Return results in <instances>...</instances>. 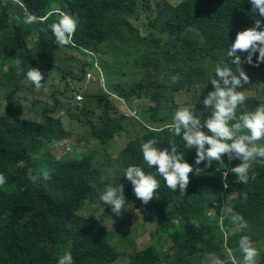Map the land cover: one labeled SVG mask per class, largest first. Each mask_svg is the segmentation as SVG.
<instances>
[{
    "label": "trees",
    "instance_id": "trees-1",
    "mask_svg": "<svg viewBox=\"0 0 264 264\" xmlns=\"http://www.w3.org/2000/svg\"><path fill=\"white\" fill-rule=\"evenodd\" d=\"M17 1L0 0V93L7 81H14V78L19 87L20 80H26L31 67L41 64L46 73L48 69L57 68L56 61L61 59L57 55L59 52H64L68 61L73 60L67 55L73 51L89 61L78 63L76 74L70 64L69 71H62L61 76L46 75L42 81L46 87L55 86L49 79L63 81V89L59 90L62 97L71 92V83L67 80L83 82L86 71L94 68V59L85 47H99L116 33L131 31V25L142 14L140 6L143 5L142 0ZM27 14L40 19L32 24L25 23ZM61 14L79 19L73 43L64 47L55 42L49 27L58 22ZM257 18L258 13L252 11L250 0H177L163 26H158L157 17L149 22L152 35L158 31L169 36L165 51L157 55L158 59L144 48L141 56L144 67L140 72L137 68L129 74L122 63L115 66L114 71L102 66L109 83L107 91L94 92L81 86L77 93L84 95L82 103H77L73 95L72 101L59 104L58 92L53 90L51 95L56 105L51 114L58 107L63 117L43 111L39 119L27 120L18 109L14 110L17 105L14 107L12 100L16 92L8 94L5 111L0 115V173L7 178V183L0 187V264H58L65 251L72 252L74 264H208L209 254H215L225 264H242L243 253L239 248L242 235L251 236L260 253L257 264L264 263V160H256L247 184L239 183L230 171L224 178L223 173L241 161H230L225 156L224 164L214 163L211 168L205 169L206 162L195 165L196 150L187 149L182 137L175 135L172 124L166 125L172 114L158 119L152 113L154 109H149L147 120H160L165 126L145 127L144 133H137L131 118L124 117L114 101L115 98L127 102L147 99L158 108L168 106L176 110V95L186 93L190 102L184 106L206 119L209 113L200 101L213 90L208 81L215 76V67L222 60L231 63L227 56L231 43L238 32L253 27ZM162 38L159 43L163 42ZM171 44L176 47L171 67L180 77L178 83H170L165 78L171 69L169 66H153L154 62L169 58L164 54L167 56ZM181 53L193 62L184 73H180L184 69L178 58ZM258 55L257 52L253 57L254 63ZM241 58L246 60V54H241ZM150 67L152 70L147 71ZM243 69L246 73H264V63L259 67L243 63ZM251 84L256 87L258 83ZM167 91L172 93L168 101L164 100ZM91 102L97 103L100 113L90 109ZM259 104L262 102L248 92L240 111H254ZM138 107L141 108V103ZM202 111L205 112L200 114ZM74 123L91 131L90 137L101 148L79 158L67 154L64 142L70 134L65 125ZM124 134L128 143L114 158L112 139ZM74 136L79 142L85 141L83 134ZM153 138L159 141L157 147L160 149L170 151V144L176 145L187 162L204 169L199 176L190 174L186 195L181 197L179 190L169 189L156 169L145 163L141 145ZM69 145L75 146L73 142ZM98 152L104 155L98 156ZM131 165L142 167L160 182L157 196L147 205L136 198L131 182L124 177L125 169ZM44 171L50 174V179H43ZM30 176H40V179L33 183ZM120 184L124 186L125 207L129 208V214L144 210L158 219L156 229L150 233L149 245L143 250H134L128 259L109 243L107 228L100 221L93 216L85 219L80 216L84 207L97 202L96 207H104L99 195L108 186ZM225 201L236 213L243 215L249 228L240 229L228 216L221 214L220 208ZM134 220H129L128 216L129 223L133 224Z\"/></svg>",
    "mask_w": 264,
    "mask_h": 264
},
{
    "label": "clouds",
    "instance_id": "clouds-1",
    "mask_svg": "<svg viewBox=\"0 0 264 264\" xmlns=\"http://www.w3.org/2000/svg\"><path fill=\"white\" fill-rule=\"evenodd\" d=\"M15 1L18 2L17 0ZM250 2L252 4V11L255 14L258 13L259 18L255 19L253 27L237 33L235 41L231 43L227 52V56L231 59V63L228 64L222 60L215 67V76L212 75L208 81V84L210 83L212 85L213 90L209 91L204 99L200 101L204 109L209 113L207 118H202L196 111H193L188 106H181L173 113L171 125L175 135L182 137L185 147L189 150H196L195 165L206 162L205 169L211 168L214 163L218 165L224 164L225 156H227L230 161H241L240 164L232 167L227 172L223 173V175L224 178L227 177L230 171L235 174L238 182L243 184L248 183L256 160L258 158H264V103L259 104L254 111H240L242 106L246 103L247 96L245 90H237L251 83L249 75L243 69V63L254 65L255 67H259L260 64L264 63V0H250ZM49 15H51V13H49ZM39 19L40 18L34 14H27L24 22L32 24L38 22ZM78 24L79 19L77 17H73L69 14H61L58 22L52 23L49 26L55 37V42L60 47L71 45ZM85 49L88 53L90 52L94 59L92 50H89V47H85ZM257 52L259 55L254 63L253 57L256 56ZM59 53L57 55H60ZM241 54H246V60H242ZM141 56L139 58H141ZM85 60L89 61L87 57ZM59 61L60 59L56 61L57 68L59 66ZM46 65L47 64H44V66ZM42 67L43 65L41 64L36 65L35 68L31 67L26 74V80H20L19 87L15 85L16 78H14V81H11L10 84L4 85L5 87L8 86V88H11V90L6 93L4 101L0 103V105L4 103V110L1 112L4 113L5 111L8 94L14 91L16 92V97H14L12 102L14 107L17 105L14 110L18 109L19 112L23 113L25 119L35 121L41 117L43 111L47 112L49 115H54V113L51 114V111L55 106L53 108L48 106L39 96L41 95V91L45 94L49 91L42 81L46 75L49 77L54 76L53 70L55 68L48 69V73H46L42 70ZM93 69H88V71H86L87 81L92 79L90 76L92 74L90 72ZM71 70L73 72V68H71ZM73 74L75 73L73 72ZM104 74H102L103 81L100 83V79L98 78L97 82L100 88L107 91ZM179 80L180 77L178 75H173L171 77L172 83H178ZM30 82L32 83L31 87ZM5 90L6 89L2 88L1 91ZM26 91L29 92L26 93ZM52 95L51 99L53 100ZM58 95L61 96V93L58 92ZM32 96L33 104L37 105L41 102V107L39 108L40 113L39 115L26 117L23 111L24 108H21V105L24 101L31 100ZM74 96L77 103H82L85 100L82 93L74 92ZM116 100L121 101L125 108L131 111V114L121 113L124 117L140 120L144 127L152 128L149 127L143 119L139 118L138 110L133 109L135 108L133 105L135 101L131 100L127 102L124 99L115 98L114 101L116 102ZM116 108L118 110L117 104ZM133 112H135V114ZM203 112L205 111H202V113ZM165 120L166 119L163 121ZM161 126L164 127L165 124L163 123ZM205 129H207V131H205ZM120 136L122 135L112 139L113 144L111 145L119 141L117 138ZM127 143L128 140H126V144L122 149L126 147ZM158 144L159 141L155 138L144 142L141 145L143 159L149 168H155L159 176L163 177L169 189L173 192L179 190L180 196L182 197L187 194V188L190 184V174L195 173L199 176L203 174L204 169L194 167L193 164L187 162L185 154L180 152L176 145L170 144L171 150L169 151L167 148H158ZM70 149L69 147L67 148V154L70 152ZM83 154L84 153H81V156ZM42 177L44 180L51 178L47 171L42 173ZM124 177L131 182L136 198L143 204L147 205L157 196V190L160 188L159 180L155 175L146 173L142 167L137 165L127 167L124 172ZM29 179L33 183H36L40 179V176H30ZM6 183L7 178L4 174L0 173V187H3ZM224 187H228L226 182H224ZM99 198L105 205H109L106 211L110 212L111 210L116 216H121L123 211L127 210L125 207L127 199L122 184L115 187L108 186ZM220 212L222 215L228 216L230 222L234 225H238L240 229L249 228L248 222L243 215L236 213L227 205L226 201L220 208ZM239 248L243 253L242 264H257V258L260 253L257 247L254 246V241L251 236L242 235L239 240ZM207 261L208 264H225V261L215 254H209ZM58 264H74L72 252L65 251L63 255L59 257ZM262 264L264 263L262 262Z\"/></svg>",
    "mask_w": 264,
    "mask_h": 264
},
{
    "label": "rangeland",
    "instance_id": "rangeland-1",
    "mask_svg": "<svg viewBox=\"0 0 264 264\" xmlns=\"http://www.w3.org/2000/svg\"><path fill=\"white\" fill-rule=\"evenodd\" d=\"M177 0H152L151 2L149 0H142V6L140 8L142 9V14L140 18L131 25V31H120L109 38V40L103 44L102 46L98 48H92L89 47V50H92V53L94 54L95 59V67L90 72L92 75L89 81H87V78L83 82H76L73 83L72 80H67V82H70V90L71 92L69 95L62 97L58 95V101L59 104L62 102H70L72 101V97L74 95V92H78V89L82 86H86V89H90L94 92H99L100 90H104L99 87V84L97 82L98 78L100 79V83L103 81L102 74L105 73V71L102 69V66H104L107 70L114 71V67L118 64L122 63L125 67V71L129 74H131L133 71H142L144 67V60L142 58H139L142 55V50L144 48H148L151 53H153V58L158 59L159 54L163 53L165 51V44L167 41H169V36L166 34H159L158 31H156L155 34L152 35L151 27H150V21H154L155 17H157V24L159 27L163 26V24L166 22V20L170 17L172 11H173V2ZM151 6V8H148V6ZM130 36V37H129ZM163 37V38H162ZM200 35H197V38H199ZM140 38H146L145 41L141 42ZM159 38L163 39L162 43H159ZM157 41V42H156ZM200 42H203L202 39ZM176 48V47H175ZM173 47V45H169L168 49L169 52L167 53V56L164 54V56L169 58L165 61V59L155 64L153 63V66H169L171 69H169L167 76L165 77L168 82H171V77L175 75L173 73L174 68L171 67V63H173V54L176 53V50ZM187 54V52H185ZM184 55L179 54L178 58L181 59V63L183 66V70L180 73H184L185 69L191 66L193 63L188 56L186 57V54ZM60 54V61L59 66L62 67L61 69L55 68L53 70L54 76H61L62 70H68L71 67L73 68V72L76 74L78 72V63L83 64L85 62L84 57L76 54L75 52H72L71 54H67L68 56H72L73 60L68 61L67 58L64 57V52L59 53ZM198 61V60H196ZM161 67V68H162ZM179 69V68H177ZM152 70V68H148L147 71ZM252 73V72H247ZM121 74V73H120ZM155 72H153L154 76ZM52 75V74H50ZM128 74H124V76H127ZM100 76V77H99ZM251 83L257 82V86L254 87L255 84H248L244 85L243 88H239L241 91L245 90V94L247 96L248 92H251L256 98H258L262 103H264V73H258V74H251L249 75ZM3 82L5 81L2 80ZM105 86L107 87L109 85L107 78L104 79ZM53 83L55 86L52 87V85H48L47 88L49 91L45 94L41 91V95L39 98L46 102L48 106H51L52 108L56 105V102L51 99V93L53 90H62L63 84L58 80L49 79V83ZM11 82L7 81V85ZM2 88L6 89L5 91H1L0 93V101H4V96L7 92L11 90V88H8L3 86ZM2 90V89H1ZM75 90V91H72ZM77 90V91H76ZM105 91V90H104ZM29 91H26L28 93ZM19 94V93H18ZM84 96V95H83ZM172 97L171 91H167L166 95L164 97V100L168 101ZM33 96L31 100L24 101L21 105V108H24L23 111L26 114V117H30L32 115H39L40 113V107L41 102L36 104H33L32 102ZM175 106H184L186 103L190 102V98L186 95V93H179L175 97ZM117 107L120 113L125 114H131V111L127 110L125 106L122 104L121 101H117ZM139 103H141V108L138 107ZM135 108L138 110V116L140 119H143L145 123L152 128H156L158 125H163V123H160V120L154 121L153 119L147 120L148 117V110L154 109L152 113L157 117L160 118H168L170 114L171 120L168 122L166 121V125L172 124V116L175 110L171 109L168 106L164 107H156V104L152 100L142 99L141 102L135 101L133 104ZM90 109L94 111L95 113H100V109L97 106L96 102H91L89 105ZM173 108V107H172ZM132 109V110H133ZM4 110V103L0 105V115H2ZM141 111V113H140ZM135 114V112H133ZM146 113V115H145ZM202 114V112H200ZM55 116H64L60 108H56L54 111ZM93 117H96L95 114ZM131 122L133 123L132 126L137 130V133H144V130L142 129V122L140 120L132 119ZM68 124V123H67ZM65 125L66 130L68 131V135L70 136L69 139H67L64 143L66 144L65 147H69L70 152L69 155L73 157V154L76 156V158H79L81 156V153H90L92 151H97L101 148V146L98 143H95L89 134H91V131H89L86 128L78 126L76 123ZM71 129L73 131H71ZM71 132V133H70ZM77 134H83L85 136V141L79 142L77 141L76 137L74 135ZM137 136V135H136ZM135 136V137H136ZM119 141L115 142L113 145V152H114V158L118 156L117 152H120V150L125 146L127 137L125 135H122L117 138ZM124 139V140H122ZM73 142L75 146L69 145V143ZM60 144L59 146H61ZM104 155L102 152H98V156ZM258 160H264V158H258ZM116 163V162H115ZM114 168V165H112V170ZM111 170V171H112ZM102 194V193H101ZM100 194V195H101ZM99 195V196H100ZM100 200V199H99ZM98 204L95 203L90 207H84V210L81 211L80 216L82 218H87L89 216L95 217L98 221H100L108 231V241L109 243L117 248L121 255L128 259L129 255L134 252V250H143L145 249L149 243L151 242V235L150 233L153 232V230L156 229V225L158 224V219L150 213H145L144 210H137L133 211V214H129V208H126L127 210L123 211L121 216H116L112 211H106V208L109 207V205H104V207H96ZM213 215L215 214V211H212ZM134 220V223L131 224L128 221ZM130 242L132 243L131 246H129ZM126 254V255H125Z\"/></svg>",
    "mask_w": 264,
    "mask_h": 264
}]
</instances>
